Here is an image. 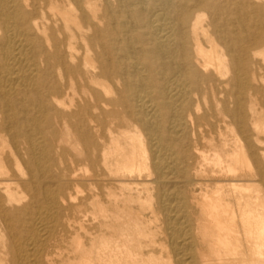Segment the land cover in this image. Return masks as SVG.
<instances>
[{"label":"bare ground","instance_id":"1","mask_svg":"<svg viewBox=\"0 0 264 264\" xmlns=\"http://www.w3.org/2000/svg\"><path fill=\"white\" fill-rule=\"evenodd\" d=\"M0 264H264V0H0Z\"/></svg>","mask_w":264,"mask_h":264}]
</instances>
